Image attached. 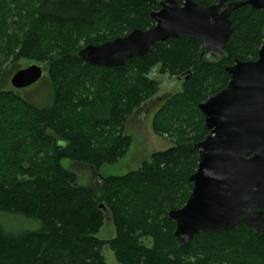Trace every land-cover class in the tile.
<instances>
[{
	"label": "trees",
	"instance_id": "trees-1",
	"mask_svg": "<svg viewBox=\"0 0 264 264\" xmlns=\"http://www.w3.org/2000/svg\"><path fill=\"white\" fill-rule=\"evenodd\" d=\"M183 5L187 0H176ZM210 7L218 0H192ZM244 2L246 0H230ZM160 0H0V83L9 65L38 62L48 71L51 102L39 107L0 89V212L41 223L14 234L0 224V264H264V235L239 225L201 234L187 247L169 212L185 206L199 164L194 145L208 134L199 105L230 80L225 66L255 61L264 44V11L245 5L221 60L202 57L194 39H171L124 66H92L88 45L155 26ZM159 74L180 85L153 124L174 143L137 171L102 178L101 192L79 184L62 162L96 173L127 156L129 118L161 91ZM110 219L116 236H97Z\"/></svg>",
	"mask_w": 264,
	"mask_h": 264
},
{
	"label": "water",
	"instance_id": "water-1",
	"mask_svg": "<svg viewBox=\"0 0 264 264\" xmlns=\"http://www.w3.org/2000/svg\"><path fill=\"white\" fill-rule=\"evenodd\" d=\"M245 5L264 11V0H218L210 7L160 0L151 14L153 28L88 45L79 57L92 66L117 68L146 57L160 43L183 38L199 41L202 57L218 61L234 32L231 15ZM224 69L228 85L199 105L208 134L194 145L199 164L190 178L192 193L184 207L169 212L183 247L201 234L229 233L239 225L264 235V44L257 60L236 59ZM43 76V67L32 65L17 72L11 84L26 89Z\"/></svg>",
	"mask_w": 264,
	"mask_h": 264
},
{
	"label": "rangeland",
	"instance_id": "rangeland-1",
	"mask_svg": "<svg viewBox=\"0 0 264 264\" xmlns=\"http://www.w3.org/2000/svg\"><path fill=\"white\" fill-rule=\"evenodd\" d=\"M41 66L38 62L22 60L18 64L9 65L6 74L0 83V89L17 92L20 96L39 107H45L51 102V86L48 79V71L43 67L44 76L34 85L21 90H16L12 84V77L19 71L31 67ZM161 86L160 93L153 99L145 102L140 109L129 118L125 134L132 137V145L126 157L115 165H105L98 173L91 167L74 164L69 160L62 162L63 166L77 173L79 184L93 189L97 194L101 192V180L111 176H123L131 171H137L145 161H149L155 153L166 151L173 146V139L168 135H159L154 131V121L158 111L170 95L179 90L180 85H175L171 78L159 74ZM0 224L10 233L19 234L23 231H36L41 228V223L27 219L20 215L0 212ZM116 233L110 219L105 222L104 228L97 236L101 240L115 238ZM104 256L108 264H118L113 252L106 248Z\"/></svg>",
	"mask_w": 264,
	"mask_h": 264
}]
</instances>
